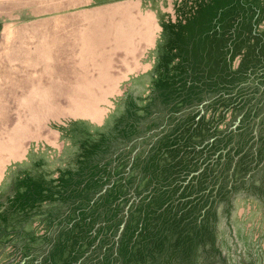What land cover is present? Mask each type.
I'll use <instances>...</instances> for the list:
<instances>
[{
    "label": "rangeland",
    "instance_id": "obj_1",
    "mask_svg": "<svg viewBox=\"0 0 264 264\" xmlns=\"http://www.w3.org/2000/svg\"><path fill=\"white\" fill-rule=\"evenodd\" d=\"M0 264H264V0H0Z\"/></svg>",
    "mask_w": 264,
    "mask_h": 264
}]
</instances>
